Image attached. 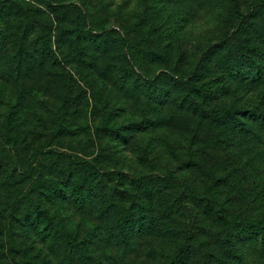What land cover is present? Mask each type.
I'll use <instances>...</instances> for the list:
<instances>
[{
  "label": "trees",
  "instance_id": "1",
  "mask_svg": "<svg viewBox=\"0 0 264 264\" xmlns=\"http://www.w3.org/2000/svg\"><path fill=\"white\" fill-rule=\"evenodd\" d=\"M142 1L128 14L131 0H0V264H150L181 202L160 153L223 149L217 167L238 157L236 170L264 174V0ZM198 4L215 22L194 44ZM96 114V134L119 141L110 154L130 147L139 172L66 142ZM215 169L200 170L215 182ZM219 184L196 198L224 217L203 196ZM223 219L224 240L246 232L264 257V216ZM188 234L160 264L183 262Z\"/></svg>",
  "mask_w": 264,
  "mask_h": 264
},
{
  "label": "rangeland",
  "instance_id": "2",
  "mask_svg": "<svg viewBox=\"0 0 264 264\" xmlns=\"http://www.w3.org/2000/svg\"><path fill=\"white\" fill-rule=\"evenodd\" d=\"M131 1L132 5L127 11L128 14L134 11L143 10L144 3L142 0ZM223 5L224 1L219 9V4L217 6L216 3L217 11H214V13L219 16L225 15L226 12L224 11ZM196 6L197 18L192 26L193 34L188 33L189 39L193 41L194 44L201 41L200 38L204 37V35L211 33L209 30L214 27L215 22L214 14L209 13L204 15L203 10L200 9L201 5L198 4ZM245 10V7H243L242 11ZM113 16L114 14L112 13L111 21L114 19ZM238 24L239 21L237 22V25ZM96 115L94 118L90 116V120L88 119L87 122H80L77 125L79 129L77 134L72 137L67 136L66 142H74L75 145L80 144V146H85L88 151L86 152V155L89 159L97 157L99 160L110 161L111 164L120 159V164L124 163L126 170H136L135 172H139V168L142 165L128 149L130 147L120 146V151H117L113 155L110 154V152H112L111 150L116 149L114 144H118L119 141L111 140L107 135H105V137H99L96 134L95 128L101 120V118ZM150 135L151 134L146 135V141L145 139H138L140 142H147L149 141ZM101 145L104 146L103 151ZM227 149L231 156H233L234 153L232 152V149L229 147H227ZM194 150L200 154L201 158L199 160L184 153H177L179 156H176L169 152L167 155L160 153L158 157L154 159V166L157 169L156 172L160 174H164L165 171H162L161 169L165 166H167V168H172L173 170H177L178 167L179 172L174 171L175 176L174 178L172 177L176 182L173 183L172 188L174 191L172 192L171 197L175 199L178 195L179 201L181 202L178 203L170 213L172 220V234L167 240H165V247L157 248L154 254L151 251L144 253L146 255L150 253V264H160L167 261L169 255L173 254L179 244L181 245L188 237V230L191 228L195 229L197 235L195 236V239H193L195 242L190 247V255L187 254L181 264H264V257L257 255L256 253L258 242L246 232H238L237 237H235L232 244H229L227 240H224L227 222H224L223 219H259L264 216V174L256 176V173L250 168L242 172L236 170L239 162L238 157H235L233 162H231L232 157H229L231 165L234 166L232 171H229V169L224 170L223 167H217V163L224 159L223 149L216 153L213 160H210V158L203 160L202 158V156L210 155L212 150L210 147L206 146V148L201 149L197 148L196 145ZM83 153L81 154L86 156ZM153 157L154 152L150 154L149 158L151 159ZM189 158L193 161V165L196 162L193 169L185 168L183 170L182 167H179L184 165L187 166V164H183L181 161L184 160L183 162H186ZM241 160H246V157L240 159V162ZM144 161L145 163L147 162L146 159H144ZM206 164L212 169L216 168L214 174L220 178L215 182H213L209 172L200 170ZM222 166H224V162ZM227 172H232L234 174L228 173L227 175ZM177 178H180L179 180L182 179L184 184H180ZM217 183L220 184L203 196L211 201L215 199L216 208L221 211H228V216L223 217L212 215V213L208 211L209 207H205L201 204V201L196 198L198 193L209 191L210 187ZM159 194L160 196L166 195L165 192ZM197 201L200 204H198ZM159 205L161 206V204ZM158 208L159 206L157 205V209ZM92 224H94L93 221L88 219L82 225L83 227L88 228L91 227ZM67 227L71 230L72 225L67 224ZM155 241L160 243L159 246H161L164 240L155 239Z\"/></svg>",
  "mask_w": 264,
  "mask_h": 264
}]
</instances>
